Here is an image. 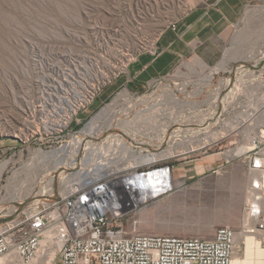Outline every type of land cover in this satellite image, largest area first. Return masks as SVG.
I'll return each instance as SVG.
<instances>
[{
	"label": "rangeland",
	"instance_id": "rangeland-1",
	"mask_svg": "<svg viewBox=\"0 0 264 264\" xmlns=\"http://www.w3.org/2000/svg\"><path fill=\"white\" fill-rule=\"evenodd\" d=\"M202 15L209 23L189 34L207 37L204 45L216 47L212 64H200L194 54L178 56L167 74L149 80L139 77L135 82L131 61L154 48L170 23L179 27L183 20L195 23ZM252 52L257 53L248 58ZM222 60L227 69L206 83L205 76ZM82 83L86 88L80 89ZM72 86H78L85 97L67 126H52L57 117L54 108L66 105L60 98ZM253 93H264V0H250L236 11L227 8L224 0H0V162L10 159L0 178V208L32 197L49 171L57 180L62 169L52 168V151L41 166L46 171L37 166L28 174L23 166L38 147L58 150L68 170L73 169L72 157L81 158L84 148L111 141L114 133H122L129 145H140L138 133H149L151 142L163 139L160 148L167 150L184 136L218 133L242 104H249ZM168 94L176 95L179 104L166 103L160 106L161 113L155 108L145 112L148 124L131 120L129 124L135 128L137 124L140 132L121 123L158 99L166 100ZM145 98V103L140 101ZM128 100L140 103L127 117L112 118L114 102L116 109L123 110ZM169 111L171 116L166 114ZM90 120L95 127L83 133ZM228 133L216 136L206 148L198 145L186 153L184 145L167 154L163 163L176 166V190L136 214L121 217L124 229L203 238L212 237L222 225L238 229L246 164L243 155L226 161L223 152L247 147L253 131L239 128ZM247 236L264 248V235L238 233L233 257L244 256ZM251 256L257 264V255ZM44 260L39 257L34 264Z\"/></svg>",
	"mask_w": 264,
	"mask_h": 264
},
{
	"label": "built area",
	"instance_id": "built-area-1",
	"mask_svg": "<svg viewBox=\"0 0 264 264\" xmlns=\"http://www.w3.org/2000/svg\"><path fill=\"white\" fill-rule=\"evenodd\" d=\"M167 27L176 30L177 24ZM147 52L155 54V45ZM109 137L124 139L122 133ZM138 137L140 145L130 146L149 159L129 162L127 155L118 156L117 143L108 152L102 150L105 142L90 145L81 158L70 159L72 170L59 165L57 180L49 171L32 197L0 208L2 264H34L39 257L44 264H231L238 233L264 235V125L235 157L243 155L246 164L241 224L219 226L210 238L128 232L119 223L176 190V166L163 163V139L151 142L143 132Z\"/></svg>",
	"mask_w": 264,
	"mask_h": 264
},
{
	"label": "bare ground",
	"instance_id": "bare-ground-1",
	"mask_svg": "<svg viewBox=\"0 0 264 264\" xmlns=\"http://www.w3.org/2000/svg\"><path fill=\"white\" fill-rule=\"evenodd\" d=\"M257 52H252L248 58H253L256 55ZM225 60H222L217 66L213 67L210 69V71L208 72V74L205 76L204 80L207 82L211 81L214 74L217 73L219 70L223 69H227V67L225 66ZM204 81V82H205ZM87 82V81H86ZM86 82L84 83L86 85ZM240 83V82H239ZM79 86V84H78ZM78 86H72L70 88V91L66 90L64 92V95L60 98L62 103H65L66 105L62 106H58L60 109H57L56 107L54 108L55 110L53 111V113H56V115L60 116L61 119H59L58 121H53L52 125L53 126H64L68 123V119L70 118V115L75 111L76 106L78 105V103L80 101H82V97L84 98L85 96L82 95V91L80 90L81 88H86L83 83L80 85V89L78 88ZM87 86V85H86ZM62 90L64 89L63 87L61 88ZM74 94L77 98L76 100H73V95L70 97V94ZM61 94V93H60ZM235 97V96H234ZM59 98V97H58ZM147 98L140 100L141 102H146ZM59 100V99H58ZM169 100V101H167ZM230 100V99H229ZM140 101L138 102H134L133 100H128L127 101V105H125L126 107L122 110L120 109H116L118 106V102H114V105L111 108V112L113 113L112 118L114 117V115L117 114H123L124 117H127L129 112L132 110V108L137 105L138 103H140ZM181 100L178 99V97L174 94H168L165 99H158V101L154 102V104H149L141 109H139L136 113L135 116L133 115V117L131 119H128L127 121L122 120L121 123L124 125V127H132V122L129 124V122L131 120H139V122H142L143 125L145 122H149V117H146L144 114H146L148 111L151 110V112L153 110H157L159 111L160 106L165 105L166 103H171V104H179ZM73 102V103H72ZM53 103V102H52ZM56 103V102H55ZM126 103V102H125ZM47 104V103H46ZM123 104V103H122ZM124 105V104H123ZM122 105V106H123ZM44 106V105H43ZM47 106V105H46ZM54 106V104H53ZM121 106V105H120ZM264 93L262 95H257L255 93L252 94V99L251 101H249L248 105H244L242 104V109L236 113V115H234V117L232 119H230L226 124H223L224 126L222 127V129H219L220 131L218 133L215 132H207L204 133L202 135V137H200L199 135L197 136H184L181 139H177L171 146H169V149L167 150H163V155L167 156V154H171L173 149H178L180 148V146H184L185 145V150H190V149H196V146L200 147L202 145H205L207 143H209L210 141H213L214 139L218 138L216 136H224L225 134H227L228 132H231L235 129H239L242 128L245 132H250V130L254 131V129L260 125H264ZM42 108V107H41ZM123 108V107H122ZM155 108V109H153ZM186 108V107H184ZM262 108V109H261ZM153 109V110H152ZM174 109V108H173ZM45 110V109H43ZM53 110V109H52ZM155 110V111H156ZM164 110V109H162ZM181 110V109H180ZM146 112V113H145ZM160 112V111H159ZM162 112V111H161ZM160 112V113H161ZM165 112V110L163 111ZM173 112V110H172ZM172 112H168L166 114H168L169 116H171ZM201 113V112H200ZM142 116V117H141ZM173 116V115H172ZM175 117V116H174ZM111 118V122L113 121V119ZM149 119V120H147ZM92 120V119H91ZM88 122V124L83 128L82 132L85 133L86 130H93V128L95 127V125L90 124L91 123ZM164 120V119H163ZM203 120V119H202ZM250 121V122H249ZM136 122V121H135ZM148 122L146 124H148ZM252 122H255V124H251ZM119 122V124H121ZM134 123V121H133ZM135 124V123H134ZM140 124V123H139ZM45 127L47 126V123H44ZM117 125V124H116ZM122 126V125H120ZM139 126V125H138ZM134 130L136 132H140V128L137 127L136 124V128L135 125ZM142 128V127H141ZM144 129L146 127H143ZM147 129V128H146ZM143 130V129H142ZM218 131V130H217ZM21 133V132H20ZM90 133V131L87 132V134ZM229 134V133H228ZM22 136V134H19ZM112 136V135H111ZM114 136V135H113ZM113 140V139H112ZM80 142V139L76 141V145L78 146ZM111 141H107L106 144L102 145V150L104 152H108L109 150H111L113 148V146L115 145V143H117L120 147V153L118 156H128L129 162H139V161H143V160H147L149 159L148 155H141L139 151L135 150L133 147H131L130 145L127 144V142L125 141V139H121V138H116L113 142ZM250 143L248 142V146L247 147H243V146H236L230 149H227L223 152L224 156H231L230 158H227L225 156V160H231L233 158H235L237 155H239L240 153L244 152L245 150L250 148ZM63 148H67V145H64ZM61 150V149H60ZM50 151H52L53 153H49ZM174 151H178V150H174ZM58 150H44L40 147H38L37 149L30 151L31 156L29 158V161H25L26 163L23 164V166L29 171L28 174L30 173V171L35 168V167H40L41 166H45L46 164L44 163V158L47 157V154L49 153V155H51V158H53L54 162V167H52L53 169L57 168L59 165H61L64 160V157L62 155H57ZM173 155V154H171ZM10 162V159H6V160H2L0 162V178L4 172V170L7 168L8 164ZM43 171H46V167L42 168ZM51 181V180H50ZM255 253L258 257L256 263L257 264H261V261L263 260V255H264V248H262L260 242L258 240H256L253 236H247L245 239V252H244V256L243 257H237L234 256L232 258L231 264H254V261L252 260V254ZM51 259L53 257V253L51 252L50 256ZM254 259V258H253ZM44 260V259H43ZM4 261V258H0V264H2ZM44 262L46 263V261L44 260Z\"/></svg>",
	"mask_w": 264,
	"mask_h": 264
},
{
	"label": "crops",
	"instance_id": "crops-1",
	"mask_svg": "<svg viewBox=\"0 0 264 264\" xmlns=\"http://www.w3.org/2000/svg\"><path fill=\"white\" fill-rule=\"evenodd\" d=\"M224 1L227 8L232 11H236V9L238 10L241 5H244L245 2L250 0ZM231 3L234 5H230ZM185 23L186 22H184V20L179 23V27L177 26L176 30H171L169 28H167V30H163L156 38L155 54H151L149 52L141 53L129 64L130 66H133V79H136V81L134 80L135 82L140 80L138 79L139 77H146V79L149 80L157 75L167 74L172 68L175 60H177L178 56L194 54L202 60L203 63L198 60L200 64H212L216 47L210 44L207 46L204 45V43L207 42V37L199 36L197 33H195V35L189 34L190 30L193 31L195 29L197 32V30L205 27L209 23L208 19L202 15L195 21V23ZM181 26H184L182 30L180 29ZM177 30L179 33L175 32ZM129 68L126 69V71H129ZM126 81H128V79ZM226 157L230 158L231 156Z\"/></svg>",
	"mask_w": 264,
	"mask_h": 264
}]
</instances>
